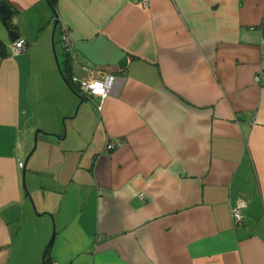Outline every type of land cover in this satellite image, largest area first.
Here are the masks:
<instances>
[{
	"label": "crops",
	"instance_id": "1",
	"mask_svg": "<svg viewBox=\"0 0 264 264\" xmlns=\"http://www.w3.org/2000/svg\"><path fill=\"white\" fill-rule=\"evenodd\" d=\"M2 1L0 264H264V0Z\"/></svg>",
	"mask_w": 264,
	"mask_h": 264
},
{
	"label": "built area",
	"instance_id": "2",
	"mask_svg": "<svg viewBox=\"0 0 264 264\" xmlns=\"http://www.w3.org/2000/svg\"><path fill=\"white\" fill-rule=\"evenodd\" d=\"M54 1V0H49ZM144 5H148V0H143ZM22 42V43H21ZM61 43L63 49L66 51L68 56H72V46L73 41L68 33V28L66 25H61ZM27 41L24 37H17L11 42L12 53H18L25 49ZM120 78L115 76L112 73L100 71L98 76L91 78H79L77 76H72L71 81L77 85L78 89L83 95H88L92 97L99 98V103L97 108L100 110L102 107L103 99L109 94L115 93L117 82L120 83ZM114 146L113 142H108L106 148H111ZM18 165L23 166V161H19ZM140 196H143V192L139 193ZM246 205L244 198L240 197L236 200L235 204L232 207V217L235 223H240L244 218L243 209ZM50 264H60L55 261H51Z\"/></svg>",
	"mask_w": 264,
	"mask_h": 264
},
{
	"label": "water",
	"instance_id": "3",
	"mask_svg": "<svg viewBox=\"0 0 264 264\" xmlns=\"http://www.w3.org/2000/svg\"><path fill=\"white\" fill-rule=\"evenodd\" d=\"M11 16H12V10L8 6V4L5 1L0 2V20H1V23L7 29L8 34H9V38L11 40H14L18 36V33H17L16 30H14L13 28L9 27V21H10ZM56 24H57V18L54 20V27L56 26ZM55 59H56L57 66H58L59 70L61 71V67L59 65L57 57H55ZM26 161H27V158L25 160V163H26ZM22 178H23V187H24V190H25V194H26V196H28V198L31 201V204H32V206L34 208L35 206H34V202L32 200V196L29 193V191L27 190L26 184H25V168H23V170H22ZM53 237H54V231H53V233L51 235V238H50L47 246H49L51 244V242L53 240Z\"/></svg>",
	"mask_w": 264,
	"mask_h": 264
},
{
	"label": "trees",
	"instance_id": "4",
	"mask_svg": "<svg viewBox=\"0 0 264 264\" xmlns=\"http://www.w3.org/2000/svg\"><path fill=\"white\" fill-rule=\"evenodd\" d=\"M52 2V1H50ZM49 248H50V245L47 246V249L45 251V255H44V258H43V264H50L51 262L49 261V257H48V254H49Z\"/></svg>",
	"mask_w": 264,
	"mask_h": 264
},
{
	"label": "rangeland",
	"instance_id": "5",
	"mask_svg": "<svg viewBox=\"0 0 264 264\" xmlns=\"http://www.w3.org/2000/svg\"><path fill=\"white\" fill-rule=\"evenodd\" d=\"M52 233H53V229H50V232H48V236L46 237V244H45V246H47V244H48V242H49V240L51 238Z\"/></svg>",
	"mask_w": 264,
	"mask_h": 264
},
{
	"label": "clouds",
	"instance_id": "6",
	"mask_svg": "<svg viewBox=\"0 0 264 264\" xmlns=\"http://www.w3.org/2000/svg\"><path fill=\"white\" fill-rule=\"evenodd\" d=\"M22 43V42H21Z\"/></svg>",
	"mask_w": 264,
	"mask_h": 264
}]
</instances>
